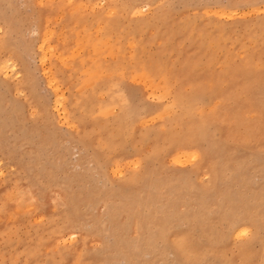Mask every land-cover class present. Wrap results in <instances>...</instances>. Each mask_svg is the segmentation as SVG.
Returning <instances> with one entry per match:
<instances>
[{"label": "rangeland", "instance_id": "374dc122", "mask_svg": "<svg viewBox=\"0 0 264 264\" xmlns=\"http://www.w3.org/2000/svg\"><path fill=\"white\" fill-rule=\"evenodd\" d=\"M0 65V264H264V0H0Z\"/></svg>", "mask_w": 264, "mask_h": 264}, {"label": "bare ground", "instance_id": "6f19581e", "mask_svg": "<svg viewBox=\"0 0 264 264\" xmlns=\"http://www.w3.org/2000/svg\"><path fill=\"white\" fill-rule=\"evenodd\" d=\"M90 1H91V0H90ZM66 2H67V1H66ZM68 2H69V1H68ZM70 2H72V1H70ZM73 4H74V3H73ZM67 5H68V3H67ZM113 6H114V5H113ZM120 6H121V5H120ZM134 7H135V6H134ZM116 8H117V7H116ZM123 8H124V10H125V7H123ZM131 8H133V7H131ZM72 9H73V8H72ZM131 10H132V9H131ZM131 10H130V11H131ZM71 11H72V10H71ZM81 11H82V9H81ZM109 11H110V13H112L111 10H109ZM69 12H70V11H69ZM76 12H77V11H76ZM76 12H75V13H76ZM105 12H106V11H105ZM116 12H117V11H116ZM126 13H127V12H126ZM89 14H90V13H89ZM101 14H102V13H101ZM101 14H98V15H101ZM104 14H105V13H104ZM114 14H115V13H114ZM76 15H77V14H76ZM82 15H83V14H82ZM82 15H81V16H82ZM90 16H91V15H90ZM107 16H109V15H107ZM131 16H132V15H131ZM72 17H74V16H72ZM82 17H83V16H82ZM82 17H81V18H82ZM88 17H89V16H88ZM94 17H95V16H94ZM70 18H71V17H70ZM84 18H85V17H84ZM142 18H143V17H142ZM78 19H79V17H78ZM69 21H70V19H69ZM85 21H86V20H85ZM85 21H84V22H85ZM141 21H142V19H141ZM99 22H100V21H99ZM108 22H109V21H108ZM144 22H145V21H144ZM80 23H81V22H80ZM101 23H102V22H101ZM116 23H117V21H116ZM77 24H78V23H77ZM118 24H119V23H118ZM90 25H91V24H90ZM116 25H117V24H116ZM119 25H121V24H119ZM75 26H76V25H75ZM68 27H69V26H68ZM98 27H99V26H98ZM106 27H107V26H106ZM101 28H102V27H101ZM85 29H86V28H85ZM113 29H114V28H113ZM119 29H120V27H119ZM122 29H123V28H122ZM122 29H121V30H122ZM68 30H69V29H68ZM48 31H49V30H48ZM52 31H53V30H51L50 33H52ZM69 31H70V30H69ZM98 32H99V31H98ZM103 32H104V31H103ZM48 33H49V32H48ZM48 33H47V34H48ZM70 33H71V32H70ZM72 33H73V32H72ZM82 33H83V31H82ZM92 33H93V32H92ZM85 34H86V33H85ZM85 34H84V35H85ZM96 34H98V33H96ZM108 35H109V34H108ZM52 36H53V35H52ZM74 36H76V35H74ZM94 36H95V35H94ZM47 37H48V36H47ZM50 37H51V36H50ZM50 37H48V40L50 39ZM58 37H59V35H58ZM62 37H63V36H62ZM107 37H108V36H107ZM132 37H133V36H132ZM64 38H65V37H64ZM82 38H83V37H82ZM90 38H92V37H90ZM97 38H98V37H97ZM44 39H45V37H44ZM60 39H61V38H60ZM131 39H132V38H131ZM62 40H63V39H62ZM62 40H61V41H62ZM59 41H60V40H59ZM64 41H65V40H64ZM84 41H85V40H84ZM66 43H67V42H66ZM78 43H79V42H78ZM87 43H88V42H87ZM63 44H64V43H63ZM104 44H105V43H104ZM76 45H78V44H76ZM79 45H80V44H79ZM84 46H85V45H84ZM90 46H91V45H90ZM107 46H108V45H107ZM132 46H133V45H132ZM51 47H52V46H51ZM74 47H75V46H74ZM96 47H97V46H96ZM47 48H48V47H47ZM85 48H86V47H85ZM94 48H95V47H94ZM109 48H110V47H109ZM109 48H107V49H109ZM128 48H129V47H128ZM65 49H66V48H65ZM70 49H71V47H70ZM72 49H73V48H72ZM98 49H99V48H98ZM103 49H104V48H103ZM110 49H111V48H110ZM130 49H131V48H130ZM63 50H64V49H63ZM95 50H96V49H95ZM112 50H113V49H112ZM112 50H111V51H112ZM44 51H45V50H44ZM78 51H79V50H78ZM109 51H110V50H109ZM63 52H64V51H63ZM103 52H105V51H103ZM58 53H59V52H58ZM58 53H56V56H57ZM61 53H62V52H61ZM105 54H106V53H105ZM189 54H190V53H189ZM61 55H62V54H61ZM120 55H121V54H120ZM46 56H47V55H46ZM67 57H69V56H67ZM49 58H50V57H49ZM101 58H102V57H101ZM101 58H100V59H101ZM47 60H48V59H47ZM51 60H52V59H51ZM101 60H102V59H101ZM65 61H66V60H65ZM76 62H77V61H76ZM77 63H80V62H77ZM82 64H83V63H82ZM90 64H91V63H90ZM3 65H4V64H3ZM91 65H92V64H91ZM96 65H97V64H96ZM98 65L100 66V64H98ZM1 66H2V65H0V68H1ZM66 66H67V65H66ZM83 66H84V65H83ZM3 67H5V66H3ZM3 67H2V68H3ZM101 67H102V66H101ZM247 67H248V66H247ZM57 71H58V70H57ZM60 71H61V70H60ZM60 71H59V72H60ZM95 71H96V70H95ZM4 73H5V72H4ZM62 73H63V72H62ZM99 73H100V72H99ZM101 73H103V72H101ZM104 73H105V72H104ZM93 74H94V72H93ZM98 75H99V74H98ZM110 75H111V74H110ZM99 76H101V75H99ZM104 76H105V75H104ZM104 76H103V77H104ZM116 76H118V75H116ZM227 76H228V75H227ZM110 78H111V77H110ZM112 78H114V77H112ZM120 78H121V77H120ZM6 79H7V78H6ZM100 79H101V78H100ZM116 79H117V78H116ZM120 81H121V80H120ZM226 81H227V80H226ZM121 82H122V81H121ZM223 83H224V82H223ZM93 84H94V83H93ZM109 84H110V83H109ZM117 84L119 85V82H118ZM99 85H100V84H99ZM107 85H108V84H107ZM113 85H114V84H113ZM115 85H116V84H115ZM258 85H259V84H258ZM86 86H87V85H86ZM110 86H111V85H110ZM93 87H94V86H93ZM108 87H109V86H108ZM110 89H111V88H110ZM110 89H109V90H110ZM93 90H94V89H93ZM114 91H115V90H114ZM82 92H83V91H82ZM92 93H94V92H92ZM104 93H105V92H104ZM177 95H178V94H177ZM93 97H94V96H93ZM95 97H96V96H95ZM177 97H178V96H177ZM175 98H176V97H175ZM181 98H182V97H181ZM111 99H112V98H111ZM113 99H114V98H113ZM176 99H177V98H176ZM186 100H187V99H186ZM187 101H188V100H187ZM79 102H80V101H79ZM110 102H111V101H110ZM189 103H190V102H189ZM76 104H77V103H76ZM168 111H169V110H168ZM168 111H167V112H168ZM189 111H190V110H189ZM158 115H159V114H158ZM163 115H165V113H164ZM189 115H190V114H189ZM158 118H160V117H158ZM162 118H163V117H162ZM189 123H190V122H189ZM188 125H189V124H188ZM207 126H208V125H207ZM198 132H199V131H198ZM130 141H131V140H130ZM192 142H193V141H192ZM193 144H194V143H193ZM191 146H192V145H191ZM195 147H196V146H195ZM193 149H195V148H193ZM197 149H199V148H197ZM196 151H197V150H196ZM189 154H190V153H189ZM195 155H196V153H195ZM195 155H192V156H195ZM190 156H191V155H190ZM196 157H197V156H196ZM192 158H193V157H192ZM132 182H133V181H132ZM169 185H170V184H169ZM166 186H167V185H166ZM179 191H180V190H179ZM205 191H206V190H205ZM202 195H203V194H202ZM203 197H204V196H203ZM14 199H15V198H14ZM22 203H23V202H22ZM17 207H18V206H17ZM257 212H259V211H257ZM246 213H247V212H246ZM235 219H236V218H235ZM246 221H247V220H246ZM244 222H245V221H244ZM248 222H249V221H248ZM246 223H247V222H246ZM251 224H252V222H251ZM243 225H244V224H238V225L236 226V230H237L238 232L240 231L239 234H237L238 237H240V236H239L240 234H241V235L243 234V235L245 236V234L247 233V228H248L249 226H248V227L246 226L247 228H244ZM248 229H249V228H248ZM249 230H250V229H249ZM236 233H237V232H236ZM234 234H235V233H234ZM247 234H248V233H247ZM235 235H236V234H235ZM243 235H242V237H243ZM233 236H234V235H233ZM236 238H237V237H236ZM180 246H181V245H180ZM184 246H185V245H184ZM178 247H179V246H178ZM182 250H183V249H182ZM184 253H185V252H184Z\"/></svg>", "mask_w": 264, "mask_h": 264}]
</instances>
